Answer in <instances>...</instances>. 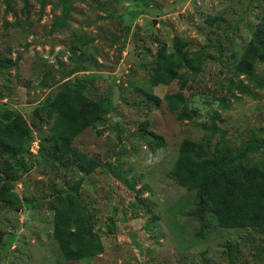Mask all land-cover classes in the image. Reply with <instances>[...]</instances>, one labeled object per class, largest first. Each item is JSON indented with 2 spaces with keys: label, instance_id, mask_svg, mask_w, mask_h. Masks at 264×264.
<instances>
[{
  "label": "rangeland",
  "instance_id": "obj_1",
  "mask_svg": "<svg viewBox=\"0 0 264 264\" xmlns=\"http://www.w3.org/2000/svg\"><path fill=\"white\" fill-rule=\"evenodd\" d=\"M263 17L264 0H0V57L18 60L0 70V107L32 125L29 151L18 158L20 201L0 202V264H264V230L218 228L171 175L182 142L205 138L214 117L229 144L264 139V63L256 80L237 74ZM163 50L184 69L151 89ZM68 80L113 105L104 123L73 142L92 160L90 172L43 159L56 151L53 121L35 119L36 107ZM179 92L192 119H178L165 100ZM252 160L264 164V152ZM77 184L105 250L68 262L50 206L56 190Z\"/></svg>",
  "mask_w": 264,
  "mask_h": 264
},
{
  "label": "trees",
  "instance_id": "obj_2",
  "mask_svg": "<svg viewBox=\"0 0 264 264\" xmlns=\"http://www.w3.org/2000/svg\"><path fill=\"white\" fill-rule=\"evenodd\" d=\"M24 1L28 3V0ZM57 23L54 28L59 25ZM258 62L264 63V17L237 67V74L256 80L254 70ZM17 63L18 60L0 57V70H12ZM183 69L177 54L161 51L157 55L155 73L149 78V87L167 86L180 78ZM73 74L71 72L65 79ZM89 86L83 81H65L53 98H47L36 107L35 119L44 120L46 117L47 121H53L48 141L56 151L44 155L45 162L63 168L74 165L83 172L94 168L92 160L81 155L73 147V142L87 129L104 123L113 111V105L106 99L90 98L86 93ZM240 91L249 94L246 87ZM147 93L153 98V93ZM155 99L159 102L157 97ZM165 100L178 119L189 120L195 115V112H188L182 93L169 94ZM220 103L226 107L224 99ZM219 119L214 117L213 124L206 127L210 134L202 140L186 139L182 142L171 175L180 186L195 194L197 202L207 208L218 228L264 230V164L252 160L253 156L264 152V139L253 137L241 147L229 144L227 132L217 124ZM218 134L219 141L212 145ZM31 135L32 125L21 112L0 107V202L20 201L15 183L23 164L18 158L29 151ZM159 146L165 147L166 142L161 140ZM64 190L55 191V205L50 207L55 212L54 237L65 261H83L103 254L102 239L94 232L91 213L79 195L80 184ZM206 208L201 207L204 212ZM2 235L0 232V240ZM227 247L232 249L229 243Z\"/></svg>",
  "mask_w": 264,
  "mask_h": 264
}]
</instances>
